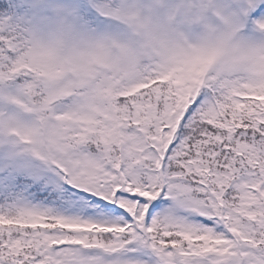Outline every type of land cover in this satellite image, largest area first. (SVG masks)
<instances>
[{
	"label": "trees",
	"instance_id": "1",
	"mask_svg": "<svg viewBox=\"0 0 264 264\" xmlns=\"http://www.w3.org/2000/svg\"><path fill=\"white\" fill-rule=\"evenodd\" d=\"M14 9V0H0V94L10 88L12 97L24 92L35 104L53 88L24 64V42L9 31ZM186 20L192 22V14ZM96 70L92 84L99 109L92 120L73 125L50 118L49 126L78 145L72 156L79 147L107 159L121 187L115 205L87 197L94 208L113 207L115 223L110 214L82 218L79 210L51 201L34 211L37 227L6 212L0 217V264H56L62 253L72 255V243L96 246L104 240L119 247L129 241L143 253L183 255L195 264L235 258L239 264H264V101L234 97L226 83L218 88L203 65L188 66L170 83L130 98L121 97L123 85L112 71ZM201 70L210 72L204 76ZM223 73L224 82L231 79ZM46 113L52 115L51 107ZM161 194L163 207L151 203ZM59 222L100 227L74 231Z\"/></svg>",
	"mask_w": 264,
	"mask_h": 264
},
{
	"label": "rangeland",
	"instance_id": "2",
	"mask_svg": "<svg viewBox=\"0 0 264 264\" xmlns=\"http://www.w3.org/2000/svg\"><path fill=\"white\" fill-rule=\"evenodd\" d=\"M78 0H46L43 4L44 6H48V10H46L44 13V17L46 18L47 22L39 21V18H37V30H38V42L40 45V48L42 50L41 53H44L46 56L45 62L54 61L59 69H61V74L58 76L52 75L56 81L62 80L61 83L55 84L54 81H47L54 84L53 90H51L49 93L51 99L48 100L49 104H43L41 107H47L48 105L55 104V100L58 99L60 96H62L61 92L63 89H67L69 84V78H71L70 74L66 75V69L64 68L63 58H62V48L66 46L68 43L71 45V43L65 39H63L64 35L62 33L61 27H59V21L53 14L55 10L58 8H65ZM126 0V5L124 7V13L118 14L117 11L115 13L110 14L108 11H106L105 15H102L98 13L96 16L98 19L105 18L107 22L110 24H88L85 27V30L82 29L81 32V40H80V46L79 49L76 51L75 57H84L90 59L89 62H94L96 58H103L104 56L109 54V50L113 45H116L120 47L125 53L128 52L132 57L137 56V53H142V57L145 58L146 56H150L149 54H145L146 52L141 48V46H138L134 39L132 38V35L129 31V29H126L125 27H130L132 25H135L136 32L145 38L146 40H149V37H152L153 33L151 31V23L149 20V16L147 13H140L137 11V7L141 9H145V7L151 2L153 3L154 0H142L141 3H137L138 0ZM162 1V0H160ZM165 3L170 5V10L168 9L166 11L165 18L163 16H156V22L155 27L157 29V34L160 32L161 34L158 35L156 44L152 45L151 48L153 50L154 55L159 56V59L153 60L151 63H156V66H158V62L163 66L164 73L160 74L162 77H164L166 80L169 79L172 75L177 73L181 66L184 65V62L186 61V58L180 54V50H183V48L189 43V46L194 47V43L196 40L200 39H206L207 35L204 31H195L192 30L185 22V15L186 12H190L192 10L193 13V19L195 24H201L204 27H210V26H217L220 29V32L222 30L221 36L223 39L220 38V34L217 35V37L221 40L222 43H225L230 35H228L227 27L233 26L231 33V36H234V40L231 42L232 46L231 49L234 52L235 55H241L244 60L249 61L246 63V89L248 92L251 91L250 85L253 83V79H257L258 82H260L264 76L260 75L263 71L264 67V36L261 35L259 32L254 30L250 25H246L249 23H253L259 28H264V5L260 7V9L256 10L254 9L249 15L246 16L245 7L242 4V0H189L192 2L191 8H182V6L177 4L176 2H172L171 4L167 2V0H163ZM264 1V0H263ZM128 2L133 3L136 6V8L133 10L130 7H126ZM120 4V3H119ZM121 5V4H120ZM50 7H57L54 11L50 10ZM78 2L75 3V7L71 9L69 8V11L71 13V16L73 15L74 21L78 16L81 18L79 8H77ZM121 7V6H120ZM212 12L215 13V15H218L220 17L225 18L224 26L222 23L215 20ZM70 16V14H68ZM43 17V14H42ZM95 16H91V20L95 19ZM22 17H18V19H21ZM30 18V17H26ZM96 21V19L94 20ZM100 22H104L103 20H100ZM201 22V23H200ZM219 24V25H217ZM34 26V25H33ZM63 29L66 31L67 28L65 27V24H62ZM251 27V28H250ZM35 28V27H34ZM153 30V29H152ZM154 31V30H153ZM227 31V32H226ZM66 37V36H65ZM36 38V36H35ZM218 38H213L217 43H219ZM230 39V38H229ZM150 41V40H149ZM65 42V43H64ZM64 43V45H63ZM76 40L72 41V44L76 45ZM214 46L213 51L209 53V57L211 62L216 61L218 58H221L222 56H225L223 52L220 51L219 44H213ZM158 46V47H156ZM199 44H196V48H198ZM203 49L199 47V51H191L192 53L188 52V56L192 57L194 59H199L201 57L200 51ZM48 51V52H47ZM220 51V52H219ZM206 52H209L206 49ZM64 53V52H63ZM40 54V53H39ZM67 53H65L66 55ZM218 54V55H217ZM116 58L119 57V52L115 54ZM129 55V56H130ZM216 55L218 58H216ZM153 55H151V58ZM28 58L41 60V57L37 55L36 49H34V53L29 54ZM66 58V57H65ZM79 59V58H78ZM77 59V60H78ZM228 60V59H224ZM131 61H128L127 63H130ZM251 63V65H250ZM146 64V63H145ZM152 65V64H150ZM150 65H148L150 67ZM165 70L167 72H165ZM69 72V71H68ZM151 74V68L149 74H144V76L147 78L145 81H153V78L150 77ZM140 76L142 74L140 73ZM144 78V77H143ZM68 79V80H64ZM135 78L130 79V86L129 91H132L135 93L137 90H140L143 84L136 85L137 80L133 81ZM23 93V92H22ZM254 93V92H253ZM2 96H0V173L2 172V169L8 168L12 163L13 160L18 157L22 156L23 154L30 153L28 155L32 156L36 159H43L46 160L49 159L51 156L50 153L47 150V147L42 145L39 142V139L37 136L39 128L42 126L41 123L44 122V119L41 117V111L39 108L35 107L31 104L28 97L24 95V93L19 97L18 100L12 101V103H8L9 107L5 104H2L1 102ZM93 103L97 104V100H94ZM64 106V105H63ZM65 107V106H64ZM61 107H59L60 109ZM63 108V107H62ZM8 123V125H7ZM19 129H23V132H21ZM19 130V131H17ZM25 131V132H24ZM2 133V134H1ZM33 139V142H28L29 140ZM52 139L59 142V139H63L62 136H52ZM26 142V143H25ZM56 142V143H57ZM31 143V144H30ZM27 144L29 145L27 147ZM66 145L64 142H62V146ZM77 144L71 145V150L73 148L77 147ZM79 156L82 159V161L87 162V164H90L88 167H82L80 168L81 171H83L80 175L84 177L90 176L91 173L94 171V175H98V181H92L91 180V187L94 188L97 194L100 192L102 194L105 193V190L101 191V188H99V182H109V180H115L114 178L108 179L109 174V167L107 165V159H104L102 156H94L90 151L89 153H82V151L79 149ZM49 153V154H47ZM24 157V156H22ZM31 157V158H32ZM64 156H61L60 159L62 160ZM32 158V159H33ZM53 158L56 160L57 157L53 155ZM70 158V157H68ZM72 165H69V170H66L62 168L61 164H57L53 160V165L55 167H52L54 171L51 172V174L54 175L55 178L51 180H55L57 185H61V181L58 177L64 178L65 181H67L69 186H79L83 190H85L81 186H86L85 181L83 178H79V173L72 172L73 169L77 170V167L75 164V160L71 159ZM71 166V167H70ZM51 168V167H50ZM57 168V169H56ZM88 173L84 170H87ZM47 171H50L49 169ZM80 171V172H81ZM10 173L14 175L15 171L8 172L9 176ZM49 173V172H48ZM10 178V177H9ZM92 177H89L88 180H90ZM82 183V184H79ZM24 189H27V185H23ZM107 190L108 187H107ZM109 192H113V188L109 190ZM74 194L73 192H71ZM103 197H106V200H108L110 203L113 201L112 197L108 194H104ZM23 207L28 206V201L24 200L22 202ZM204 209V208H202ZM205 210V209H204ZM105 211L108 214H110L112 217L110 218L112 223H115L114 219V212L111 209H105L103 208V212ZM99 214V213H98ZM29 219H36L38 218L35 213H29L25 212V214H19V216H24ZM22 219V218H21ZM17 219L18 222L23 223V220ZM114 249L116 246L113 243H110L107 245V242L103 241V250L99 249H88L85 248L82 250L84 253H82L81 248H77V257L76 260L77 264H145L144 258L147 260V264H167L166 262L170 261L168 264H195L193 261L184 262L181 258H178L177 263L175 258H168V255L161 253H139L138 252V245L133 246V248L130 251H120L114 250V251H107L106 249ZM163 262V263H162ZM183 262V263H182ZM198 264H207L203 261L198 262ZM215 264H239L238 259H233L225 261V262H216ZM245 264H248L245 263Z\"/></svg>",
	"mask_w": 264,
	"mask_h": 264
}]
</instances>
